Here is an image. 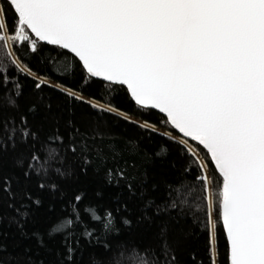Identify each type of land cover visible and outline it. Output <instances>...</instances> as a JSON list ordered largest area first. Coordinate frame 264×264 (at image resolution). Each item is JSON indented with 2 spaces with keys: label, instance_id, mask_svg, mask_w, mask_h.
<instances>
[{
  "label": "snow or ice",
  "instance_id": "1",
  "mask_svg": "<svg viewBox=\"0 0 264 264\" xmlns=\"http://www.w3.org/2000/svg\"><path fill=\"white\" fill-rule=\"evenodd\" d=\"M41 43L59 48L58 55L77 58L83 85L102 80L110 91L125 89L141 109L163 114L165 125L177 133L169 138L186 154L182 171L195 181L198 211L208 235V264H217V225L224 232L227 264H264V0H0V48L7 57H13L15 45L23 44L24 51L36 53ZM12 63L32 77L40 92L45 87L57 88L68 104L75 101L120 115L110 103L100 108L82 91L77 94V89L52 85L17 59ZM12 83L14 94L7 88L9 76L0 71V88L5 89L0 95V191L14 201L13 180L19 177L18 184L20 180L30 182L35 175L42 192H58L56 183L39 178L50 171L65 176L51 164L62 159V150L75 153L76 147L65 145L54 114L55 133L43 140L40 130L29 125L27 115L17 121L11 113L19 107L21 85ZM40 105L52 112L53 105L44 97ZM40 105L28 109L34 119ZM66 125L72 127L71 118ZM140 126L155 131L147 123ZM156 155L166 156L167 149L161 147ZM5 169L12 175L4 176ZM180 184L175 180L167 185L159 202L146 197L143 186L137 194L127 185L129 196L140 201L137 215L121 217L128 234L145 223L150 229L161 218L159 253L152 252L151 259L139 264H176L168 235L187 204V193L173 187ZM148 188L159 191L155 184ZM96 196L102 198V193ZM24 199L27 204L21 202L15 208L22 220L30 206L42 203L27 191ZM85 199L84 192L73 193L72 214L47 230L50 239L61 236L63 251H57L53 264H82L76 227L83 229L80 235L88 245L107 250V237L117 231L114 211L128 212V203L119 197L115 210L103 212L85 205ZM84 216L101 225L104 240L95 227L85 223ZM17 223L23 230L24 225ZM37 238L46 247L43 237Z\"/></svg>",
  "mask_w": 264,
  "mask_h": 264
},
{
  "label": "trees",
  "instance_id": "2",
  "mask_svg": "<svg viewBox=\"0 0 264 264\" xmlns=\"http://www.w3.org/2000/svg\"><path fill=\"white\" fill-rule=\"evenodd\" d=\"M9 19L11 20V13ZM38 49L36 53L24 51V45L18 44L12 48L14 55L9 58L5 50L0 48V71L9 76L7 88L14 94L12 81L21 85V95L17 98L19 107L11 115L17 121L20 116L27 115L29 125L40 130V138L43 140L45 136L55 133L57 125L51 119L54 114L59 118V132L64 137L65 145H74L76 152L62 150V159L51 164L52 169L59 167L67 173L65 176H57L50 171L47 177L39 178L48 183H56L60 191L42 192L37 186L38 178L35 175L30 182L20 180L18 184L19 177L13 180L14 201L7 193L0 191V264H41V261L43 264H53L57 251H63L61 236L57 234L50 239L46 233L50 226L72 214L70 201L75 192H84L86 199L83 203L96 207L100 212L104 209L115 210L118 197L128 203V212L123 209L114 211L117 231L107 237L110 241L107 250L102 245H88L80 235L83 229L75 228V235L82 242V264H115L117 260L120 264H139L142 259H151L152 252L159 253L161 218H157L150 229L145 223L128 234L122 227L121 217L137 215L140 201L129 196L127 185L131 184L137 194L143 186L145 196L159 202L163 199L166 186L175 180H180L182 184L173 187H180L182 192L187 193L183 215L178 224L171 225L168 235L169 243L175 249L176 264H200L201 261L208 264V235L203 228V214L198 211L200 201L196 199L195 181L191 174L182 171L186 166V154L177 142L169 138L177 133L170 125H165L163 114L156 109H141L130 100L125 89L110 91L104 87L107 82L102 80L97 79L87 86L83 85L81 73L76 67L77 58H73L71 54L58 55L61 52L59 48L43 43L38 45ZM13 59H17L21 65L27 66L40 77H46L52 85L77 89V94L82 91L93 104L99 103L100 108H105L109 103L114 105L120 110V115L101 112L75 101L68 104L62 91L57 88L45 87L42 92L38 91L32 77L19 71L12 63ZM4 91L5 89L0 88V95ZM40 97L53 105L51 113H47L40 105ZM34 104L40 105V114L35 119L28 112L29 107ZM124 116L127 118H123ZM69 118L72 120V127L66 125ZM145 123L154 126L155 131L140 126ZM161 147L167 149L166 156L156 155ZM189 166H192L190 162ZM82 168H86V173ZM3 175L11 176L12 172L5 169ZM152 184L157 185L159 191L149 190L148 186ZM182 185H187V188ZM26 191L32 194L33 199H40L42 203L40 206H30L26 220H22L15 208L21 202L27 204L24 199ZM97 192L102 193V198L96 196ZM9 204H14V207L10 208ZM176 214L173 210L172 215ZM18 221L24 225L23 230L18 226ZM84 221L96 228L102 240L105 239L99 223L90 221L87 216H84ZM38 235L43 237L46 247L40 245ZM216 241L217 264H227V245L220 225H217ZM145 252L149 255L145 256Z\"/></svg>",
  "mask_w": 264,
  "mask_h": 264
}]
</instances>
